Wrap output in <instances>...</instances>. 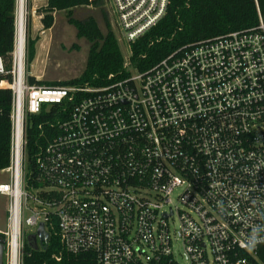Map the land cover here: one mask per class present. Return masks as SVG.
<instances>
[{
    "label": "built area",
    "instance_id": "obj_1",
    "mask_svg": "<svg viewBox=\"0 0 264 264\" xmlns=\"http://www.w3.org/2000/svg\"><path fill=\"white\" fill-rule=\"evenodd\" d=\"M110 3L131 54L169 0ZM124 71L103 86L29 85L25 46L17 55L14 42L0 83L12 94L3 264H22L24 227L41 224L61 253L97 264H264L262 19L145 72L129 56ZM52 108L63 119L39 126L51 132L41 133L34 174L26 118Z\"/></svg>",
    "mask_w": 264,
    "mask_h": 264
},
{
    "label": "trees",
    "instance_id": "obj_2",
    "mask_svg": "<svg viewBox=\"0 0 264 264\" xmlns=\"http://www.w3.org/2000/svg\"><path fill=\"white\" fill-rule=\"evenodd\" d=\"M101 0H46V5L36 11L41 17L43 30H49L54 24V14L66 13L68 23L75 29L76 37L84 40L89 48L85 67L78 78L68 82L45 83L28 77L29 85L64 86L73 84H88L103 86L108 83V77H120L125 74L124 57L118 40L109 23L102 31L98 21L89 17L79 21L73 18L77 9L99 7ZM27 9L29 3L27 1ZM16 0H0V59L4 67L2 81H10L8 72L11 69V58L14 51L16 30ZM259 18L264 22V0H169L164 17L144 36L130 45V61L138 72H145L162 60L179 51L183 47L202 41L221 37L230 33L255 28ZM29 19L26 21V51L27 63L35 57V41L29 38ZM12 94L9 90H0V171L9 163L10 115ZM56 108L49 114L28 115L26 118V154L29 169L35 174V157L39 149L44 147L46 139L41 133L49 135V125L39 126L46 121L55 122L63 117L56 115ZM23 242L22 264H97L93 255L77 256L61 253L57 239L50 234L46 247L35 250ZM61 254V255H60ZM60 255L59 262L54 256Z\"/></svg>",
    "mask_w": 264,
    "mask_h": 264
},
{
    "label": "rangeland",
    "instance_id": "obj_3",
    "mask_svg": "<svg viewBox=\"0 0 264 264\" xmlns=\"http://www.w3.org/2000/svg\"><path fill=\"white\" fill-rule=\"evenodd\" d=\"M27 1L29 9H27ZM46 5V0H25V67L28 77L45 83L68 82L78 78L84 70L88 53V44L76 37L75 29L68 23L66 13L54 14V24L51 29L43 30L41 17L36 11ZM93 17L98 21L102 31L107 23L116 36L113 17H111L110 0H101L99 7L77 9L73 18L79 21ZM29 19V38L35 41V57L27 63L26 51V21ZM124 58L130 56L128 47L118 40ZM46 46V47H45ZM8 175L0 171V183L7 182ZM7 200L0 196V230L5 229V212ZM174 226L177 221L174 219ZM26 236L35 232V229L24 227Z\"/></svg>",
    "mask_w": 264,
    "mask_h": 264
},
{
    "label": "bare ground",
    "instance_id": "obj_4",
    "mask_svg": "<svg viewBox=\"0 0 264 264\" xmlns=\"http://www.w3.org/2000/svg\"><path fill=\"white\" fill-rule=\"evenodd\" d=\"M25 46V0H18L16 6L15 51L23 53ZM46 47V46H45Z\"/></svg>",
    "mask_w": 264,
    "mask_h": 264
},
{
    "label": "water",
    "instance_id": "obj_5",
    "mask_svg": "<svg viewBox=\"0 0 264 264\" xmlns=\"http://www.w3.org/2000/svg\"><path fill=\"white\" fill-rule=\"evenodd\" d=\"M48 234L44 232L43 225H39L35 234L29 235L26 239L28 246L38 250L40 246L44 247L48 243ZM0 264H3L2 252L0 249Z\"/></svg>",
    "mask_w": 264,
    "mask_h": 264
},
{
    "label": "flooded vegetation",
    "instance_id": "obj_6",
    "mask_svg": "<svg viewBox=\"0 0 264 264\" xmlns=\"http://www.w3.org/2000/svg\"><path fill=\"white\" fill-rule=\"evenodd\" d=\"M0 249L2 252V260L4 262V253H5V241L4 239L0 236Z\"/></svg>",
    "mask_w": 264,
    "mask_h": 264
},
{
    "label": "crops",
    "instance_id": "obj_7",
    "mask_svg": "<svg viewBox=\"0 0 264 264\" xmlns=\"http://www.w3.org/2000/svg\"><path fill=\"white\" fill-rule=\"evenodd\" d=\"M5 225H6V212H5Z\"/></svg>",
    "mask_w": 264,
    "mask_h": 264
}]
</instances>
